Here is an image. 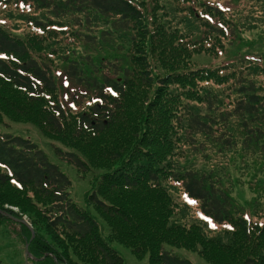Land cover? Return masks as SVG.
Here are the masks:
<instances>
[{
    "label": "trees",
    "instance_id": "trees-1",
    "mask_svg": "<svg viewBox=\"0 0 264 264\" xmlns=\"http://www.w3.org/2000/svg\"><path fill=\"white\" fill-rule=\"evenodd\" d=\"M5 2L11 19L26 14L25 25L34 24L42 31L20 38L13 31L16 25L0 22V120L33 123L44 135L70 147L60 152L55 146V151L66 155L64 159L79 169L100 171L86 199L92 200L105 223L116 231L113 240L136 252L145 248L155 253L150 258L155 264H192L160 245L161 239L153 232L165 220L161 207L169 205L159 180L169 177L178 183L184 199L197 203L199 212L214 223L232 226L212 237L201 235L204 259L215 264H264V228L251 231L242 215H234L237 210L227 191L209 173H199L180 159L186 149L204 147L197 135L229 146L231 133L218 130L217 125L226 124L228 116L239 120L242 145L264 154V86L256 75L259 70L264 72L260 56L258 60L254 54L239 53L222 64L193 67L188 61L192 52L216 55L224 41L242 42L245 24L238 17L242 8L234 9L223 0H151L148 7L144 0H0ZM25 3L49 7L53 16L73 13L67 35L72 39L63 40L56 30L45 27L47 21L67 24L46 16L43 21L37 10L19 6ZM176 14L182 29L173 24L171 17ZM47 35L50 46L42 40ZM59 40L71 43L58 54L68 84L88 88L80 95L86 100L77 115L65 114L60 105L52 110L40 93L56 87L46 57L55 54ZM73 42L85 45L83 54L69 56ZM94 43L114 57L90 54ZM8 184L15 192L11 194L23 202L31 197L50 202V212L34 206L31 213L21 210L34 229L27 246L40 257L34 262L53 264L52 258L57 257V264H71L70 250L76 264L89 244L93 258H86L85 264H122L109 246L97 239L90 242L89 237L94 239L96 234L95 220L68 197L69 178L59 166L30 139L0 131L2 198ZM10 211L14 218L20 217ZM19 223L27 237L33 233ZM38 227L44 229L41 234ZM166 242L179 243L173 238ZM49 247L55 253L43 255Z\"/></svg>",
    "mask_w": 264,
    "mask_h": 264
},
{
    "label": "rangeland",
    "instance_id": "rangeland-1",
    "mask_svg": "<svg viewBox=\"0 0 264 264\" xmlns=\"http://www.w3.org/2000/svg\"><path fill=\"white\" fill-rule=\"evenodd\" d=\"M51 1L61 3L66 0ZM223 1L234 9L242 8L238 17L245 24V29L241 33L245 39H243L240 43L234 42L228 44L224 41L222 49L217 47L218 51L216 55L203 50L192 52L190 53L188 60L191 66L193 67L195 65L203 64L216 65L218 63L222 64L226 60L233 58L235 54L239 53L254 54V57H257L258 60L260 56L259 62L261 63L262 61L264 63V0ZM144 2L148 7L151 0H144ZM12 6L13 4L10 5V8ZM19 6L24 8V10H37V16L43 21L46 16L48 18H52V20L59 21L61 24H67L68 27L67 25H58L59 23L56 21H47L45 27L46 29L53 28L56 30V33H58L56 35L58 37L62 36L64 38L63 40L72 39L67 35L71 33L70 29L72 28V24L69 22H72L71 17H73V13H61L60 15L53 16L47 11L52 10L49 7L35 8L33 4L29 5L28 3L19 4ZM15 7L16 5H14V8ZM7 8L8 5L6 2L2 4L0 3V22L9 26L16 25V28L13 30V27L11 30L16 32L20 38L28 36L26 33L29 32L35 33L42 31L41 27H37L34 24L25 25V21L29 20L26 17V14H23V17L18 18V20H16L17 15H13L12 17H14V19H11V16L6 14ZM20 9L16 10L20 11ZM158 10H160V8ZM162 10H165V8ZM6 17H9V19ZM171 18L174 20L173 24H179L181 29L184 28L182 27L181 21L176 22L177 14L176 17ZM95 20L100 21V18L95 17ZM198 27L201 28V26ZM61 30L64 31L62 32ZM49 37L50 35H47L42 38L45 46L51 45L50 42H48ZM70 44L69 40L65 42L59 40L57 48L54 51L55 54H50L46 57L49 62L47 64L50 67L51 72H54L52 74L55 76L56 87L54 91H42L40 93L43 98V102L50 106L52 110L55 108V105H60L65 114L77 115L85 106L84 99L86 100V96L80 95L84 94L85 89L87 90L88 88H85L84 86V88L81 89L71 87L68 84V80L61 72V69L63 70V63L58 54L60 50L65 52L66 48L69 47ZM94 45L95 48L88 51L90 54L106 55L111 59L114 57L108 53L105 54L106 50L102 47V45L100 46L95 43ZM83 48H85V45L82 46L73 42V48L69 51V56L83 54ZM32 54L35 53L32 52ZM79 58H82V55L79 56ZM256 75L264 86V72L259 70ZM221 86H223V83ZM231 96L232 94L230 97ZM200 111L202 112L203 110L201 109ZM237 122H239V120L235 119L233 116H228L226 124L223 125L221 123H217L218 130H227L231 133L232 141L229 146L224 145L221 141L204 139L201 135H197V140L203 142L204 147L202 149L197 148L196 150L186 149L182 156H180V159L182 160L181 162L185 163V166L189 165L190 167L196 169L199 173H209L215 180V184L224 188L232 197L237 210L234 215H242V218H244L249 227H251V231L255 232L259 228H264V154L260 153L258 150H253L250 147L242 145V128L237 124ZM213 124L216 125V123ZM0 131L17 133L30 139L66 174L69 178V184L66 187L68 197L75 203L76 206L84 208L90 216L92 215V218L95 220L97 225L94 239L89 237L90 242L97 239L96 241L109 246L116 254L119 255L122 264H155L150 259L155 258V253L150 254V252H148L145 248H143V252H136L135 250H132L130 246L125 245L124 242H120L117 239L113 240L114 232L116 231L112 230V228L105 223L92 200L86 199L87 194L93 190L94 181L98 178L100 171L94 170L90 167L82 170L64 159L66 155L64 153L60 154V152L70 150V147L62 144L55 138L44 135L37 128V126L31 122L14 121L6 117H2L0 120ZM55 146H58L62 151H55ZM9 181L13 186H15L16 183L14 180L10 179ZM11 184H8L4 190L6 195H3V198L0 195V261L8 264H37L34 260L40 257L34 256L27 247L29 239L34 234V229L33 233L29 234L30 236L28 235L27 237L22 232L21 226H19L20 223L14 219L13 216H15V214H12L10 209L18 213V216L24 217L32 227L30 219L26 213H21V210L24 209L31 213V211H33V208L31 207L34 206L40 210L46 208V211L50 212V202L39 201L36 197H31L27 201L23 202L17 195L11 194V192L15 193L11 190L13 187ZM159 184L161 189H164L167 193L169 202L168 206L165 208L161 207L160 209V212L165 215V220L163 221L162 226L157 227L153 231L155 233V237L161 239L160 245L180 257L187 258L192 264H215L201 256L199 245H201V241L204 240L201 235L212 237L218 233L226 231V229L231 230L232 226L229 223H225L223 225L214 223L209 217L199 212L197 203L195 201H187L184 199L183 193L178 192L181 190L178 183L172 181L171 178H161L159 180ZM94 191H96V188H94ZM98 198L104 200L100 196H98ZM106 203L107 202L105 200V204ZM7 213L10 217L7 216ZM115 221L117 223L119 222L117 218H115ZM37 229L40 234L42 233V230H44L42 227H38ZM151 231L152 229L150 232ZM171 238L179 243H167L166 241ZM49 239L56 240L53 237ZM60 247L61 246L55 244V248ZM89 247V244L85 246L86 253L76 264H85L84 261L86 258H93V253L88 249ZM55 248H47L49 251L45 249L43 251V255L46 256L55 253ZM63 249L64 251L68 250L67 247L66 249L63 247ZM94 250L97 249H93V251ZM155 250V252H157L158 248L156 247ZM67 254L71 260H73V263L71 264H75L70 250L67 251ZM52 262L53 264H57L60 260L57 259V257H53ZM50 263L51 262L47 260L44 264Z\"/></svg>",
    "mask_w": 264,
    "mask_h": 264
},
{
    "label": "water",
    "instance_id": "water-1",
    "mask_svg": "<svg viewBox=\"0 0 264 264\" xmlns=\"http://www.w3.org/2000/svg\"><path fill=\"white\" fill-rule=\"evenodd\" d=\"M18 220L20 222L24 223L30 230H32L30 224L28 223V221L24 217H20V218H18Z\"/></svg>",
    "mask_w": 264,
    "mask_h": 264
}]
</instances>
